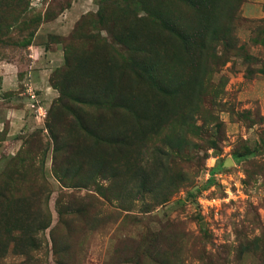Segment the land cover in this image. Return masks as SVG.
<instances>
[{
	"label": "rangeland",
	"instance_id": "obj_1",
	"mask_svg": "<svg viewBox=\"0 0 264 264\" xmlns=\"http://www.w3.org/2000/svg\"><path fill=\"white\" fill-rule=\"evenodd\" d=\"M0 264H264V0H0Z\"/></svg>",
	"mask_w": 264,
	"mask_h": 264
}]
</instances>
